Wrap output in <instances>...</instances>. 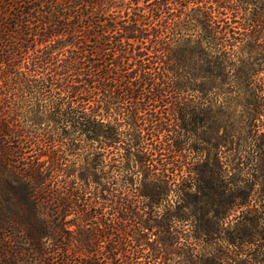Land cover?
Returning <instances> with one entry per match:
<instances>
[{"label":"trees","instance_id":"trees-1","mask_svg":"<svg viewBox=\"0 0 264 264\" xmlns=\"http://www.w3.org/2000/svg\"><path fill=\"white\" fill-rule=\"evenodd\" d=\"M263 28L264 0H0V149L37 181L41 156L63 164L58 145H80L95 170L103 150L122 141L127 173L141 175L136 186L138 175L128 178L131 196L110 202L29 189L48 209L46 236L57 237L65 208L80 217L74 248L63 244L58 264H171L173 256L176 264H264V214L249 209L226 225L248 200L187 147L199 138L195 121H165L160 111L195 95L234 94L243 47ZM172 188V211L161 213ZM7 222L0 216V226ZM36 232H25L30 252L53 264Z\"/></svg>","mask_w":264,"mask_h":264},{"label":"rangeland","instance_id":"rangeland-1","mask_svg":"<svg viewBox=\"0 0 264 264\" xmlns=\"http://www.w3.org/2000/svg\"><path fill=\"white\" fill-rule=\"evenodd\" d=\"M261 34L253 35L257 38L253 47L247 45L243 47L241 53L243 63L235 68L240 71L231 80L235 87L234 94L227 97L224 95L216 97L215 93L219 91L205 97H197L194 94L192 101L182 99L176 106L168 104L160 108L161 116L165 121L170 122L175 119L178 122L195 121L192 124L199 138L191 137V140H187V147H192L194 153H201L203 159H211L208 168L213 169L214 172L223 171L230 190L235 195L248 200L247 208L233 211L228 220H225L226 225L230 227L236 221H244L246 212L251 213L249 209L259 210L264 214V28ZM186 106L193 108L195 113L177 111L178 107L186 108ZM57 149V152L56 149L54 151L61 155L63 164L58 168L57 165L51 164L48 156H41L39 163L32 169L33 173L41 175L37 181L31 179L32 175L17 160L13 151L0 149V216L8 219L7 224L0 226V264H47L44 259H35V255L30 252V245L25 235L28 229L42 235L39 239L40 243L53 249L55 253L53 264H58L63 259L60 253L63 244H68L70 247L68 251H71L76 243L78 236L76 224L79 223L80 217L77 218L78 214L76 215L74 207L65 208L66 216L58 226L57 237L46 236L44 228L48 219L46 216L48 209H44L43 198H36L35 202L31 201L29 189L35 188L37 193L41 190L38 196L45 195L44 197L51 199H57L60 193L65 194L68 191L79 197L83 195L84 198L98 195L100 201H102L101 197H106L110 202L111 198L116 201L133 194V186H129V177L135 179L138 175L134 186L139 184L141 175L126 171L129 160L126 146L122 141L103 150L104 163L101 165L104 167L102 169L97 167L95 170L90 165H86L85 149L80 145L73 150L58 145ZM24 150H27V153L33 151L28 148ZM190 150L186 152L191 155L193 152ZM93 171H97L98 181H95ZM189 179L185 178L183 182L187 184ZM176 182L179 183L181 180ZM175 197L172 188L165 201L156 209L161 213L172 211L170 205L174 203ZM80 225L86 227L84 221ZM4 248L8 252H5ZM13 249L21 250L18 256L14 257L15 259L2 258L3 253L8 254ZM229 249L236 252L239 247L232 246ZM90 255V261H94L97 254L90 253ZM69 258L73 257L69 256ZM173 259L175 261L171 264H176L174 262L179 258L173 256Z\"/></svg>","mask_w":264,"mask_h":264}]
</instances>
